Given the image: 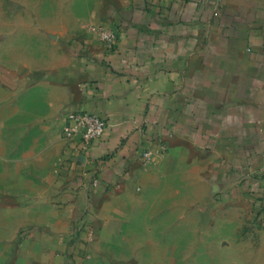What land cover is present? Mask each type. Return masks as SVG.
Listing matches in <instances>:
<instances>
[{
	"label": "crops",
	"instance_id": "0c3cea01",
	"mask_svg": "<svg viewBox=\"0 0 264 264\" xmlns=\"http://www.w3.org/2000/svg\"><path fill=\"white\" fill-rule=\"evenodd\" d=\"M18 1L45 21L0 41L7 90L36 93L39 121L84 111L106 127L67 144L39 196L0 199V264H101L163 204L175 237L193 219L176 203L203 233L248 235L264 264V0ZM94 27L116 33L112 50Z\"/></svg>",
	"mask_w": 264,
	"mask_h": 264
},
{
	"label": "rangeland",
	"instance_id": "374dc122",
	"mask_svg": "<svg viewBox=\"0 0 264 264\" xmlns=\"http://www.w3.org/2000/svg\"><path fill=\"white\" fill-rule=\"evenodd\" d=\"M23 8V1L11 4L8 0L0 1V41L17 32V21H45L42 12ZM36 30L39 29H32ZM7 60V53L0 52V199L5 203L9 198L39 196L40 185L49 183L55 176L67 149L64 117L48 116L47 121H39V107L36 105L38 113L33 106L26 107V102L39 101L36 93L27 92L24 87L7 90L8 84L1 77L2 70L7 69ZM175 209L177 218L185 211L193 217L191 221L188 219L187 225L184 220L176 219L175 237L171 234L172 221L167 218V204H163L160 211L164 212L159 220H154L153 224L147 221L149 226L146 223L143 230L138 231L141 235L135 233L126 237L131 244L113 247L101 264H249L248 235L217 236L214 229L203 233L197 229L199 220L194 219L195 206L185 210L183 203H176ZM5 212L1 209L2 219L7 218ZM132 231L136 232L134 228ZM126 247L128 250H123Z\"/></svg>",
	"mask_w": 264,
	"mask_h": 264
},
{
	"label": "built area",
	"instance_id": "2783aa9c",
	"mask_svg": "<svg viewBox=\"0 0 264 264\" xmlns=\"http://www.w3.org/2000/svg\"><path fill=\"white\" fill-rule=\"evenodd\" d=\"M92 30L107 49L112 50L115 47L117 35L114 31L101 27H94ZM105 127V121L98 115L84 111H73L69 112L64 118L63 132L68 145L76 144V148L87 150L92 142L102 136ZM142 156L145 161H150L151 159L149 151H145ZM259 171L264 172V162L261 164ZM91 184L97 187L98 180L93 179ZM86 227L83 225L77 230H85V239L88 241L91 239V232Z\"/></svg>",
	"mask_w": 264,
	"mask_h": 264
}]
</instances>
